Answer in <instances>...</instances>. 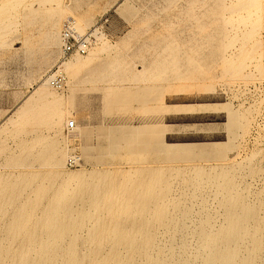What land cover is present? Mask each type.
Returning <instances> with one entry per match:
<instances>
[{
    "label": "rangeland",
    "instance_id": "374dc122",
    "mask_svg": "<svg viewBox=\"0 0 264 264\" xmlns=\"http://www.w3.org/2000/svg\"><path fill=\"white\" fill-rule=\"evenodd\" d=\"M32 2L19 0L15 13L0 14L1 190L27 175L53 172L52 180L32 179L19 202H40L34 215L43 218L56 198H73L78 216L84 214L76 248L107 251L113 240L106 234L93 243L83 240L97 216L109 220V208L118 211L134 185L148 184L136 175L151 168L167 177L163 205L169 218L164 225L152 213L141 220H150L155 237L151 257L168 264H204L197 232L227 226L222 193L210 178L228 172L223 184L259 207L264 219V0ZM53 15H62L60 46L44 63ZM70 23L82 34L85 52L65 53L63 34ZM77 57L83 61L78 69L63 65ZM58 74L64 82L53 85ZM47 79L57 103L19 112L24 98ZM70 120L77 122V136L67 129ZM53 148L63 155L58 170L48 159ZM73 155L82 158L75 168L67 165ZM197 169L203 172L199 177ZM112 179L130 190L110 191ZM39 185L47 187L45 194ZM94 192L98 202L92 205ZM1 204L3 264H12L20 251L41 258L48 232L28 246V232L13 235L10 229L18 207ZM260 234L264 239V226ZM61 251L57 258H67ZM119 251L125 254L126 247ZM134 258L146 264L148 257Z\"/></svg>",
    "mask_w": 264,
    "mask_h": 264
},
{
    "label": "bare ground",
    "instance_id": "6f19581e",
    "mask_svg": "<svg viewBox=\"0 0 264 264\" xmlns=\"http://www.w3.org/2000/svg\"><path fill=\"white\" fill-rule=\"evenodd\" d=\"M17 1L19 0H0V14L15 13ZM33 2H37L41 6L47 0H33ZM61 17L62 15L50 16L45 39V44L49 50L44 63L52 61L54 55L58 53L60 39L57 35L61 28ZM81 33L83 32L81 31ZM63 65L75 70L83 65V61L77 57L71 61H65ZM49 79L43 80L33 93L24 98L18 109L19 112L22 111L25 115L39 104L57 103L59 98L50 91ZM60 122L61 118L59 117L57 124ZM78 130L79 127L77 126L73 131L76 133ZM77 135L78 132L75 136ZM62 157V153L57 149L53 148L51 150V157L48 159L51 161L52 169L58 170L64 166ZM153 171L148 167L138 170L136 177L139 178V182L146 180L148 184L138 183L134 185L131 191L133 195L125 198L122 208L118 211L109 208L108 212L111 214L109 220L99 219L98 216L95 218V224L83 243H93L99 236L106 234L113 240L112 248L107 251L101 247H95L86 252L76 248L78 242L82 241L78 231L84 225V214L78 216L72 205L73 198L66 196L56 198L48 205L46 209L48 213L43 218H36L34 215V211L41 206L40 202H19L23 189L31 185L32 179L45 176L50 180L53 172L30 174L20 182L16 180L13 184H6L2 190L0 189L1 206L7 204L18 207L11 221L12 227L10 229L13 230V235L20 234L23 231L28 232L26 239L29 241L28 246H31L44 230L48 232L46 237L48 238L47 249L42 253L41 258L32 259L26 251H20L15 253V260L12 264H139L134 258L135 255L148 257L146 264H168L167 261L158 257H151L155 237L152 231L148 229L150 220H141L144 215L152 213L156 216L158 224L168 223L169 217L163 203L167 198L166 193L169 192L170 186L166 176ZM195 172L198 177L203 174L200 169ZM228 177L229 173L223 172L218 178H210V181L218 183L217 191L219 190L222 193L227 226L222 227L217 232L212 231L209 227L202 228L197 232V238L201 241L199 248L202 252V260L204 264H257V259H260L264 264V239L260 234L262 226H264V219L260 217V208L247 203L243 195L233 186L226 187L223 183L229 181ZM34 180L36 181V179ZM121 185L120 180L112 179L108 182L107 188L110 191L117 192L130 190L129 186L126 185L122 188ZM38 188L44 194L47 191L45 186L39 185ZM61 200H66V203L63 205ZM88 202L92 205L97 204V192L92 194ZM96 211L98 212L97 209ZM28 225L31 229L26 228ZM136 233H139V235H136ZM67 236L70 239L65 242ZM52 244H60L57 249L62 250L61 252L67 258H57L60 252L53 249ZM64 244L67 246L62 247ZM120 246L126 247L125 254L119 251ZM243 249H246L247 254L242 253ZM3 254L4 251L0 250V264H3ZM172 264H190V260H179Z\"/></svg>",
    "mask_w": 264,
    "mask_h": 264
},
{
    "label": "built area",
    "instance_id": "2783aa9c",
    "mask_svg": "<svg viewBox=\"0 0 264 264\" xmlns=\"http://www.w3.org/2000/svg\"><path fill=\"white\" fill-rule=\"evenodd\" d=\"M63 39L65 41L64 43V51L66 54H71L73 52H85V41L82 39V35H79L76 31V28L74 24L70 23L67 26V29L65 30L63 34ZM52 83L53 85H62L64 82V78H61V76L54 75L52 77ZM77 127V122L75 120H70L69 123H67V129L70 131H73ZM82 164V158L77 155H73L68 159L67 165L71 168L78 167Z\"/></svg>",
    "mask_w": 264,
    "mask_h": 264
}]
</instances>
